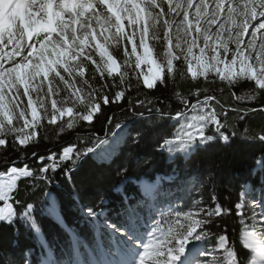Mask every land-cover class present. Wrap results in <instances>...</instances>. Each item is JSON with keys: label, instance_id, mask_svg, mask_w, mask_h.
I'll return each instance as SVG.
<instances>
[{"label": "snow or ice", "instance_id": "1", "mask_svg": "<svg viewBox=\"0 0 264 264\" xmlns=\"http://www.w3.org/2000/svg\"><path fill=\"white\" fill-rule=\"evenodd\" d=\"M109 46L122 47L123 71ZM143 64L150 66L142 74L147 89L167 86L169 79L175 82L177 65H183L186 71H179L180 77L190 74L196 82L191 92L195 103L176 92L182 109L173 115L147 97L135 105L129 100L141 122L136 142L150 130L143 123L144 113L135 111L138 105L147 106L149 116L159 121L180 123L173 138L157 143L171 156L189 155L217 140L228 144L238 135L235 128L228 132L229 111L240 121L254 113L264 115V0H0V152L5 153L4 164H12L0 171V225L11 228L17 220L33 221L35 204L29 200L37 191L48 195L36 181L52 183L58 172L70 180L82 159L89 154L106 159L129 133L126 124L115 122L103 137L92 131L77 134L75 143L59 150L49 149L46 155L33 151L35 168L18 166L7 152L19 155L48 140V126H55L56 141L81 128L92 129L105 115L104 106L119 105L130 90L139 92L135 70ZM217 80L221 96L228 91L235 101L253 106L225 109L210 87ZM242 81L251 87L237 95L233 89ZM106 120L112 126L114 116ZM242 135L264 144V127L258 132L245 128ZM257 163L264 165V159ZM27 180L32 181V197L22 200L18 182ZM244 196L242 191L239 202L226 207L213 194L207 207L194 200L195 211L170 209L151 223L136 214L120 223L105 221L102 227L113 238L115 252L102 250L95 264H242L226 230H205L231 216L243 225V247L260 258L248 264H264V211H252L247 223ZM252 204L256 206L254 199ZM87 215L96 223L93 208ZM209 239H214L210 250L186 248L189 240Z\"/></svg>", "mask_w": 264, "mask_h": 264}, {"label": "trees", "instance_id": "2", "mask_svg": "<svg viewBox=\"0 0 264 264\" xmlns=\"http://www.w3.org/2000/svg\"><path fill=\"white\" fill-rule=\"evenodd\" d=\"M128 47L130 49V45ZM109 51L113 53L118 67L123 71L120 59L122 47L120 50L110 47ZM95 58L100 59L98 55ZM132 59L134 62L135 58ZM177 67L175 82L169 79L167 86L159 85L155 89H147L142 86V74L145 73L148 65L143 64L140 69L135 70L140 76L139 92L130 90V95H127L119 105L104 106L105 115L93 122L92 129L81 128L78 132L65 134L63 139L56 141L55 126H48L46 129L48 140L30 146L27 151L19 155L14 151L7 152L10 161L18 166L28 164L35 168L37 160L32 156L33 151L46 155L49 149L59 150L61 146H67L70 142L75 143L77 134L86 135L88 131H92L103 137L105 128L114 127L115 122L126 124V131L129 133L106 159H98L93 154L82 159L70 180L62 172H58L52 183L44 185L36 181L38 188H42L47 196L37 191L35 197H32L31 180L18 182L19 198L28 200L32 197L29 202L35 204L34 220L31 222L17 220L11 228L0 225V264H28L29 260L31 264H40L41 260L47 258V251L60 262L64 260L67 252L72 250L69 246L70 232L97 251L99 248L107 249L106 237L101 232L102 225L105 221L120 223L128 218V209H133L142 201L138 187L134 184L142 179L152 182L156 177L174 175L173 183L164 184L166 190L178 188L181 191L192 185L195 192L187 189V192L182 191L176 196V200H180L183 205H188L191 198H194V200H202V206L207 207L211 203V195L215 194L224 206H232L239 202L240 193L245 186L264 193V165L259 172L253 173L256 161L259 158L264 159V144L242 135L245 128L258 132L264 127V115L260 113L251 114L240 121L235 113L229 111L228 123L232 127L228 132L235 128L238 135L231 138L228 144L217 140L207 147L198 146L189 155L178 153L171 156L167 150L160 149L157 143L162 142V138L175 136L176 122L159 121L154 115L149 116L147 106L142 108L137 105L135 111L144 113L143 123L150 130L145 131L144 138L139 142L133 139L136 136L135 129L141 126V122L133 115L129 100L135 105L138 98L147 97L156 107L169 109L173 115L176 109H182V105L175 97L176 92L190 96L195 103V97L191 96V92L194 91L193 85L196 82L188 75L181 78L179 71L186 69L179 64ZM200 85L204 86L202 79ZM221 86L219 80L215 85H210L216 89V94L225 109L253 106L247 102L235 101L228 91L221 96L219 93ZM135 87L136 80L133 78V88ZM250 87L251 83L242 81L233 91L240 95L246 93ZM107 116H114L112 126L107 125ZM4 156L5 153L0 152V171L12 166L11 163L4 164ZM118 188H121L119 192L116 191ZM89 207L97 213L96 223L87 215ZM225 219L226 223L216 220L205 230L213 234L226 230L238 258L242 264H247L250 255L240 244L243 225L236 216ZM32 224H35V228ZM209 240L214 245V239Z\"/></svg>", "mask_w": 264, "mask_h": 264}, {"label": "rangeland", "instance_id": "3", "mask_svg": "<svg viewBox=\"0 0 264 264\" xmlns=\"http://www.w3.org/2000/svg\"><path fill=\"white\" fill-rule=\"evenodd\" d=\"M150 46H151V42H150ZM149 67L150 66L148 65V68L146 69L145 73H148ZM188 76L190 77V74ZM142 83H143V77H142ZM176 124H177V132H178L180 130V123L176 122ZM256 170L257 172L260 170V169L258 170L257 162H256ZM173 181H174L173 177H168L167 179H157L156 184H155L156 186L155 185L153 186L148 183H145V184L137 183L136 185L139 187L141 196L143 198L142 199L143 202L141 203L140 206H137V208L135 207L134 209H131L130 215L136 214L141 218V220L144 223H151V218L155 217L158 219L161 212L167 213L169 212L170 209H174L177 211H184V212L195 211V209L192 207L194 198H191L190 203L188 205H183L180 200H176L177 199L176 196L178 195V193L182 191L187 192V189H188V190H191L192 192L193 191L195 192L192 185L189 186V188L187 189L183 188L181 191L178 188L173 189L175 191V194L172 193L173 192L172 189L164 190V187H163L164 182L171 184L173 183ZM243 192L245 193V196H244L245 216H246L247 222L250 224L251 221L248 220V217L251 216L252 211H255L257 214H259L261 211H264V193L260 192L259 190L258 191L251 190L248 187L244 188ZM253 199L255 200V204H256L255 207H253V204H252ZM173 217H174V213H173ZM101 232H103V235L105 237H109L108 238L109 246L110 244L113 245V238L111 237L109 231L103 228L101 229ZM73 239H75L74 242H76V244L79 242L78 238H73ZM76 244H75L73 252L68 255V260L73 261L72 264H83L81 262V256H82L81 252L78 251L79 253L76 254L77 247H78ZM186 248L187 250H189V252H192L194 249L210 250L212 247L210 246L209 240H205V241L189 240L186 244ZM100 255L101 254H99V256ZM109 258H113V257H109ZM41 264H61V263H58L52 257V255L49 254V257L46 260L42 261ZM63 264H66V263H63ZM88 264H95V263L92 261V262H88Z\"/></svg>", "mask_w": 264, "mask_h": 264}, {"label": "bare ground", "instance_id": "4", "mask_svg": "<svg viewBox=\"0 0 264 264\" xmlns=\"http://www.w3.org/2000/svg\"><path fill=\"white\" fill-rule=\"evenodd\" d=\"M145 183H147V182H140V184H145ZM156 184V181L152 184L153 186ZM156 186V185H155ZM257 258H256V260H259V258H258V256H256Z\"/></svg>", "mask_w": 264, "mask_h": 264}]
</instances>
